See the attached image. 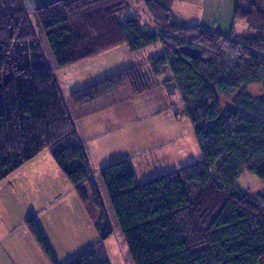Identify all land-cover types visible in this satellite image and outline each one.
Masks as SVG:
<instances>
[{"label": "trees", "instance_id": "16d2710c", "mask_svg": "<svg viewBox=\"0 0 264 264\" xmlns=\"http://www.w3.org/2000/svg\"><path fill=\"white\" fill-rule=\"evenodd\" d=\"M134 1L56 0L35 12L59 68L122 44L131 51L163 47L150 60L151 73L134 66L72 94L76 104L123 84L144 94L169 68L163 85L182 97L204 154L147 181L136 177L130 158L101 169L134 264H264V191L254 195L236 184L242 171L264 183V96L246 91L264 87V14L236 3L224 35L180 21L175 0H144L153 29L137 15L124 17ZM244 18L258 33L230 39ZM223 96L232 99L224 104ZM48 148L83 202L89 183L108 238L113 223L32 15L23 0H0V182ZM27 225L48 260L60 264L36 217ZM67 264L112 263L98 242Z\"/></svg>", "mask_w": 264, "mask_h": 264}, {"label": "crops", "instance_id": "0c3cea01", "mask_svg": "<svg viewBox=\"0 0 264 264\" xmlns=\"http://www.w3.org/2000/svg\"><path fill=\"white\" fill-rule=\"evenodd\" d=\"M53 1L56 0H23L27 11L32 15V20L37 28L42 46L45 49L47 58H49L52 69H54L55 79L60 85L69 111L77 126L78 133L81 136L84 146H86L91 168H93V177L96 179L98 188L105 201L110 220L114 221V213L111 212V210L108 211V202L112 201H110L108 190L101 178V169L105 167V165L115 163V161L130 158L135 167L136 177H138V168L136 166L138 160L140 162L145 161L149 163L153 160L159 161L160 158L164 156L173 159L175 155L173 149H166L165 151L159 149L166 147L171 141L182 140L186 136L182 134L183 130L181 132L177 130L174 137L164 140L169 138V125L171 122V116L170 118H165V115L168 114L169 109H172V113L175 114V109L173 108L174 99L181 98L180 100L183 104L182 97L178 92L169 94L167 87L163 85L164 81H168V79L172 78L170 70L167 68L166 76L157 77L156 88L144 94H134V89L130 84H123V86L103 92L99 97L89 102L76 104L72 99V94L79 88L112 77V75L119 74L134 66H139L144 72L151 73L152 67L150 65V60L153 57L162 55L163 47L161 44H158L144 47V49L138 51H131L128 44H122L121 46L102 51L96 56L89 57V59L67 66V68H59L56 63V58H54L51 47L49 46L48 37L43 27L38 23L35 14L38 8L51 4ZM192 1L199 7L205 2V0H175L172 5L173 11L175 14L181 15L184 22H193L211 28L203 18L205 13L204 8L201 7V11L198 9L202 18L199 17L200 14L198 15V12L194 17L189 15L191 13H188V8L186 6L190 5L189 3ZM235 6V2L232 6H229V21L230 18L232 19L233 17L234 22L233 13ZM133 15L141 17V19L145 21V24H149L153 29L155 28L154 20L144 0H140V2L134 1L124 17H132ZM215 28H217L219 33L222 32L221 34L229 35V30L225 32L223 29H219L218 27ZM225 29L227 28L225 27ZM176 120L179 121L178 118H176ZM153 132L155 133L153 134ZM156 135L162 136L163 140L159 141V144L153 145L152 142ZM184 149L185 147L183 145V150H180L179 153H186ZM184 159L185 158L180 161L183 163V166L192 163L188 161L184 162ZM184 163L186 164L184 165ZM176 164H178V162H176ZM63 172V169H61L58 162L53 157L51 149L48 148L39 153L32 160L26 162L25 165L12 174V177L16 180L15 183H18L19 187L22 188L27 202L31 204L29 208L32 209L30 211L31 215L38 217L50 241L51 234L46 223L47 219L43 216L44 212H42V210L50 208V206L61 204L65 194H68L69 198L71 196V202L69 201L71 206L81 205L80 197L75 191V186L70 180H66V176L64 177ZM57 189H60L59 192ZM42 190H45V193H48L47 190L52 193L49 201H44L43 196L40 195V191ZM32 198L34 199L32 200ZM87 200H89V196ZM8 207L9 205L6 204L5 206H0V212H6V208ZM57 209L62 211V209L65 208L61 206L57 207ZM95 217H97V215H95ZM53 219L55 224L56 217H53ZM92 219L95 224H100L97 219ZM4 223L5 222L0 219V227L2 224L4 225ZM48 223H50V225L53 223L49 217ZM96 228L99 233H102L100 226L97 225ZM1 230L2 228H0V264H29L30 261L26 258V249H20L25 246V243L28 245L32 244L31 249L37 254H41L38 244L32 239L28 242L27 240L18 238L16 242L4 243L3 241L6 240L7 236L10 234L7 233V235H4ZM74 242L68 243V240L64 239L60 241V243H64L66 247L73 245ZM75 244L78 245V242L76 241Z\"/></svg>", "mask_w": 264, "mask_h": 264}, {"label": "rangeland", "instance_id": "374dc122", "mask_svg": "<svg viewBox=\"0 0 264 264\" xmlns=\"http://www.w3.org/2000/svg\"><path fill=\"white\" fill-rule=\"evenodd\" d=\"M234 2L235 5L238 3L239 7L242 9L255 7L257 14H264V0H205L200 7L192 1L189 3L190 5H187L186 7L188 8V13H191L189 15H192L193 17L194 15H197V12L199 15L202 8H204L205 13L203 18L206 23L215 30H217L215 27L223 29L225 32H227L226 30H229L230 34L233 26V17L232 19L230 18L229 21V6H232ZM176 16L180 21H184L181 15L176 14ZM199 17L202 18L201 14ZM225 27L227 29H225ZM235 28L236 30L230 35V39L236 38L239 41L244 42L246 39L253 37L258 33L256 26L254 27L253 22L247 18L240 20ZM222 45L226 46L225 49L230 51V55L236 53L235 48L230 44L226 45L223 43ZM246 91L255 97L264 96V87L262 84L250 85L247 87ZM180 99L181 98L174 99L173 108L175 109V114L172 113V109H169L168 114L165 115V118H170L171 116V122L169 125L170 133H166L169 135V138L164 140L174 137L177 130L180 132L183 130L182 134L186 136L182 140L171 141L166 147L159 149L162 151L173 149L175 153L173 159L164 156L161 157L159 161L153 160L149 163L145 161L140 162L138 160L136 166L138 168V177L140 180H150L151 178L159 177L161 174L170 172L173 169L182 167L183 163L180 161H182L183 158H185L184 162H197L204 159V154L201 150L199 141L197 140L195 131L193 130V124L191 119L186 115ZM231 99L232 97L228 96L222 97L224 104ZM175 117L178 118L179 121H177ZM154 133L155 132H153V134ZM161 140H163V137L156 135L152 143L153 145L159 144V141ZM183 145L186 153L182 152V154H180L179 152L180 150H183ZM176 162H178V164H176ZM185 164L186 163H184V165ZM63 174L65 177V172H63ZM65 178L68 180L67 176ZM15 181V178L10 175L0 182V206H5V204L9 205V207L6 208V212H0V219L5 222L4 225L2 224L0 227L2 228L1 231L4 235H7V233L10 234L3 242L6 244L16 242L17 239L20 238L22 240H27L28 242L32 239L38 244L30 227L27 225L28 219L36 217L38 220V217L31 215L30 211L32 209H29L31 204L30 202H27L22 188L19 187L18 183H15ZM236 184L250 194L256 195L264 191L263 181H261L259 176L253 172L242 171ZM82 187L89 196V200L83 202L79 192L75 189L77 195L80 197L81 205L71 206V203H69L71 196L69 198L68 194H65L61 204L50 206V208L42 210V212H44L43 216L47 219L46 223L51 234V241L49 237L46 236V233H44L48 238L51 248L54 250L56 259H58L60 264H67L75 259L76 256L86 251V249L101 242L112 264H134L133 258L130 254L129 245L126 242L124 234H122L121 226L117 220L112 202H108V211L111 210V212L114 213L115 219L114 221L111 220L114 229L112 235L108 238H103L102 233H99L98 230H96L97 225H101V212L99 211L96 202L93 200L92 192L89 189L90 185L88 182H85ZM59 190L60 189H57L58 192ZM44 191L45 190L40 191V195L43 196L44 201H49L52 193L49 192V190H47L48 193H45ZM33 199L34 198H32V200ZM61 206H64L65 208L62 209V211L57 209V207ZM95 215H97V217H95ZM48 217L53 221L51 225L48 223ZM53 217H56L55 224ZM92 218L95 220L97 219L100 224H95ZM63 239L68 240V243L75 242L73 245L66 247L64 243H60ZM76 241L78 242V245L75 244ZM31 247L32 244L28 245L25 243V246L20 248L26 249V258L30 261L29 264H52L45 255L43 249L39 247V244L38 247L41 250L40 255L34 252Z\"/></svg>", "mask_w": 264, "mask_h": 264}]
</instances>
